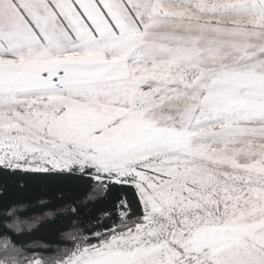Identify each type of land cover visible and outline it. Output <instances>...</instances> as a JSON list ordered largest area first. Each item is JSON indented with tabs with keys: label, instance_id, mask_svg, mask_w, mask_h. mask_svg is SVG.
I'll use <instances>...</instances> for the list:
<instances>
[{
	"label": "snow or ice",
	"instance_id": "snow-or-ice-1",
	"mask_svg": "<svg viewBox=\"0 0 264 264\" xmlns=\"http://www.w3.org/2000/svg\"><path fill=\"white\" fill-rule=\"evenodd\" d=\"M0 264H264V0H0Z\"/></svg>",
	"mask_w": 264,
	"mask_h": 264
}]
</instances>
